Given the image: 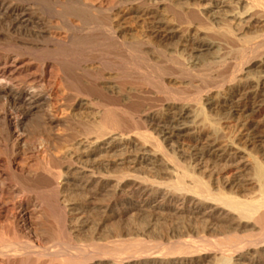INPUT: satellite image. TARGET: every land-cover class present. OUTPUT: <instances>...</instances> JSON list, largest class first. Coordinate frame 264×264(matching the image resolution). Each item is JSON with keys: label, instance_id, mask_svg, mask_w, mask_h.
<instances>
[{"label": "bare ground", "instance_id": "obj_1", "mask_svg": "<svg viewBox=\"0 0 264 264\" xmlns=\"http://www.w3.org/2000/svg\"><path fill=\"white\" fill-rule=\"evenodd\" d=\"M251 28L264 29V0H0V264H183L150 243L117 242L123 225L100 243L105 223L85 216L120 219L119 205L164 182L149 173L174 178L172 195L194 189L197 210L258 238L186 260L264 264V164L247 148L264 150V120L255 121L264 115V46L246 50V68L225 71L213 41ZM220 110L236 122L239 143L224 139L212 118ZM223 163L252 171L246 200L197 192L207 185L190 168Z\"/></svg>", "mask_w": 264, "mask_h": 264}, {"label": "rangeland", "instance_id": "obj_2", "mask_svg": "<svg viewBox=\"0 0 264 264\" xmlns=\"http://www.w3.org/2000/svg\"><path fill=\"white\" fill-rule=\"evenodd\" d=\"M110 1L111 0H93V3L95 5L97 4V6H99L100 4L106 5ZM245 32H247V34ZM245 32L241 34L240 32L234 31L235 35L231 36V37L230 36L227 37L223 33L222 34L218 33L217 35L216 34L213 35V38H214V36L217 38H220L219 34H220V36L222 35L221 36L222 38H224V41L222 40V38H220V39L214 38L213 39L214 42H216L218 40L217 42L219 44H217V45L219 46V54H221V56L223 57V59L225 61L224 62L225 67L223 70H225V71L229 70V69L233 68L235 65H238L239 68H246L247 64L253 58V55H251L249 60L242 59V56L247 54L246 50L250 49V48H256L258 46H260V47L264 46V29L251 28L249 30H246ZM236 36L238 39H239V36L241 38L239 40L237 38L235 39ZM243 60L245 62H243ZM30 73H32V72L25 73L26 75H23L24 78H27V76H28L27 74H30ZM195 85L198 86L199 84H195ZM57 90L58 89H56L54 92L55 93L54 99H56L58 97V95L63 93V91H62V93H60L59 90L58 91ZM56 107H57V105H56ZM0 110H2V105H0ZM61 114H62V111H59L58 116H61ZM212 118L215 119L216 121L219 120L217 122H219L221 128L224 127L223 128V137H226L224 139H226V140L232 139L236 143L240 142L239 141L240 136H239L238 126L236 125V122L234 121V119L228 118V116L225 114L224 110H220L218 112V115L212 114ZM263 120H264V115L260 114V115L255 116V121H257L256 123L262 124ZM225 131H226V133H225ZM55 132L57 134H60L62 132V130L57 129ZM172 143L173 142L167 143V144L171 145ZM241 144H243L242 141H241ZM172 146L174 148L179 147L178 145H174V144H172ZM180 148H181V146H180ZM247 148H248V150H252L254 156L257 157L256 159L261 164H264V150L262 148H259V147H247ZM181 161L184 165H187V166L190 165V161L188 158L181 157ZM224 165H226V166H224ZM230 165L231 164H229V163L228 164L223 163V164H220L218 166H214L211 170H208V171H206V170L205 171L204 170L199 171V170L190 168L191 169L190 171L194 172L199 177H202L201 179L207 185V187H206L207 191H205L203 189H199V190H197V192L200 195L205 194V196H207L208 194L211 195L212 191H214V192L216 191L215 193L213 192V195L214 194L215 195L214 196L212 195V197H220L221 196L224 198L225 197L226 198L231 197L230 199L236 198L239 200H246L249 196V191L251 190V187H249V188L246 187L245 183L248 180V178L252 175V173H251L252 171L248 168L247 169L240 168L238 165H236V163H234L232 166H230ZM235 168H236V170L234 171ZM263 168H264V166H263ZM145 176L148 177L149 180L155 181L156 183L159 181L160 182L164 181V182H161L162 184L160 182H159L160 184H158V183H157V185L154 184L153 188H152L153 190H151L147 194V196H144L143 200H138V199L136 200L134 198L136 201L135 202L134 199L131 198L128 201L127 205L126 204L119 205V207L117 208L115 213L117 212L116 214L119 215L120 219H118V218L115 220L111 219L110 214H108V216H106L107 214L100 213V212H94V213L88 212L85 215L86 218L88 217L87 220L88 219L91 221L93 220L95 222V224L99 223V224L103 225L105 223L103 225V228L105 227V229L103 230V228H102L101 229L102 231H100L101 234L104 231L103 234L101 235L99 232L98 235L96 236V238L99 239L98 241L100 243H106V241L108 242L109 240H110L109 242L114 241L115 236H117L115 233L118 234V231H115V230H118L117 227L121 228L123 225V227L121 228V231H119V234H118L119 238H121V239H119L118 236L115 238V240L117 242H119L118 240L126 241L128 239L127 240L128 243L130 245L133 243L132 245H134L138 241H142L145 243V245L148 243L147 244L148 247H150V244H151V246H152L151 249L153 248V251L155 252V254L159 253L157 255H159L158 257H160V258L162 257L163 259H172L174 257H181L182 256L181 258L185 259V260H181L179 263H183V264H190L191 261L186 260V257H189L192 254H194L193 252H195V254L196 253L208 254V253H210V250H212V253L216 255V254L220 253L221 250L233 252L232 249H230L231 248L230 246H233L234 243L237 244L238 249L242 248V247H246V248L248 247L249 248V247H253L255 245V241L258 238L255 237V233L251 230V228L249 229V227L246 228L245 226H243V225L241 226L238 223L233 222L231 220L223 219L219 216L218 213H212V212L208 211L207 209L197 210L198 207L196 206V202H194V199L192 198V196H194V193L196 192L194 189H191L192 191L191 190H188L187 192L184 191L183 194L188 195L187 198L184 199L183 194H182L183 196L182 195H172L174 190L171 187V185H172L171 183H174V181H176L174 178H170L169 176L166 177V175H154V174L152 175V173L145 174L144 177ZM165 178H167V180ZM172 179H173V181H172ZM212 180L215 182H213ZM218 180H220V181H218ZM168 182H171V183L169 184ZM212 184H213V186H212ZM158 185L160 187H158ZM220 186H222V187H220ZM156 189L157 190L159 189V191H157ZM165 189H167V190H165ZM165 192H167V193H165ZM217 192H219V193L216 194ZM221 192H222V194H220ZM163 193H165V194H163ZM154 194H156V195H154ZM148 195L150 197H148ZM175 196L177 197V199ZM180 196H182V197H180ZM227 196H229V197H227ZM172 197H173V199H172ZM163 198H166V199H163ZM101 200H102V198L100 199L99 197H94V203L97 205L101 203ZM107 200H108V198L106 200H102V201L106 202ZM97 201H98V203H97ZM102 203H104V202H102ZM83 204H85V203L84 202L79 203L80 206H84ZM176 205H177V207H176ZM190 206H192V207H190ZM137 208H138V211H137ZM140 209H142V210H140ZM188 209H191V210H188ZM184 210H186V211H184ZM141 211H143L144 213H142ZM187 211H188V213H187ZM120 212H121V214H120ZM138 212H140V213H138ZM95 213H96V215H95ZM193 213H195V214H193ZM135 214H136V216H135ZM210 214H211V217H210ZM197 215H198V218H197ZM104 216H105V218H104ZM94 217H96L95 218L96 220L94 219ZM130 217L133 219L131 220ZM143 217H144V219H143ZM145 217H147V218H145ZM106 218L108 219L107 222H106ZM134 218H137V219H134ZM205 218H206V220H205ZM141 221H142V223H141ZM108 222H110V224ZM111 222H113V223H111ZM131 222H133V223H131ZM105 225H107V226H105ZM139 226H141V228ZM143 226H145V228H147V229L145 230V228H142ZM133 227H136L137 229L135 228V230H134ZM125 228H126V231H125ZM106 229H108V230H106ZM123 229H124V231H123ZM140 232H142V233H140ZM130 233L132 235H135V237L131 236ZM112 234H113V236H112ZM224 234H226V235H224ZM249 234H251V235H249ZM84 235L80 236V237L85 239V240L89 239L88 236L86 238L85 237L86 235L85 236ZM87 235H90V234H87ZM104 235H106V236H104ZM108 235H110V236H108ZM137 235H139V238ZM130 236H131V238H130ZM224 236L226 239L224 238ZM238 236H239V238H238ZM123 237H125V238H123ZM145 237H146V239H145ZM220 237L224 238L225 242L221 241L223 239H221ZM129 238L131 240H132V238H135V239H133L134 241H130ZM136 238L138 240H136ZM140 238H142V240ZM150 239L154 240V241H150ZM215 239H217V240H215ZM218 239H221V240H218ZM195 244H196V246H195ZM197 244H198V246H197ZM217 244H219L217 246L218 248L215 247ZM153 245H155V246L153 247ZM243 250H245V249H243ZM170 251H172V252H170ZM187 254H188V256H185ZM183 255L185 256V258H183L184 257ZM220 257H221V255H218L217 258L219 259ZM197 260L195 259L194 261L191 262V264H214L213 262H209V260H204V259H197ZM202 260H204V261H202ZM253 261H254V258L250 256L247 259H245V264H254Z\"/></svg>", "mask_w": 264, "mask_h": 264}]
</instances>
